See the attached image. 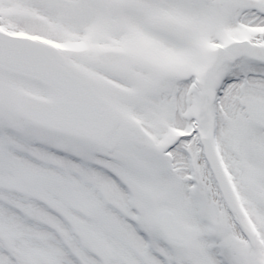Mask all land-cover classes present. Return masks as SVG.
<instances>
[{"label":"snow or ice","instance_id":"1","mask_svg":"<svg viewBox=\"0 0 264 264\" xmlns=\"http://www.w3.org/2000/svg\"><path fill=\"white\" fill-rule=\"evenodd\" d=\"M0 264H264V0H0Z\"/></svg>","mask_w":264,"mask_h":264}]
</instances>
